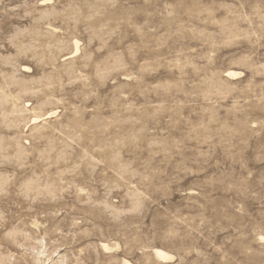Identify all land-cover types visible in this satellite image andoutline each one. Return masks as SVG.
Listing matches in <instances>:
<instances>
[{
	"label": "rangeland",
	"instance_id": "1",
	"mask_svg": "<svg viewBox=\"0 0 264 264\" xmlns=\"http://www.w3.org/2000/svg\"><path fill=\"white\" fill-rule=\"evenodd\" d=\"M0 86V264H264V0H0Z\"/></svg>",
	"mask_w": 264,
	"mask_h": 264
},
{
	"label": "bare ground",
	"instance_id": "2",
	"mask_svg": "<svg viewBox=\"0 0 264 264\" xmlns=\"http://www.w3.org/2000/svg\"><path fill=\"white\" fill-rule=\"evenodd\" d=\"M75 52H77L78 51V45H77V42L75 41ZM26 67V66H25ZM227 75H230V76H233V75H236V72L235 71H233V70H228L227 71ZM5 83V82H4ZM6 84H8V83H5V85ZM3 86V85H2ZM1 87V86H0ZM3 88V87H2ZM0 90H2L1 88H0ZM1 92V91H0ZM2 93H4L5 94V92H2ZM5 95H7V94H5ZM5 95H4V97H5ZM8 95H10V94H8ZM1 100H2V98H1ZM4 100V99H3ZM2 100V101H3ZM7 100V99H6ZM4 102V101H3ZM0 103H1V101H0ZM2 106H3V104H2ZM8 109V108H7ZM0 113H1V111H0ZM7 113H8V111H7ZM50 113H52V112H50ZM49 113V114H50ZM2 115V114H1ZM0 115V119H1V117H3V116H1ZM6 115V113L4 114V116ZM40 115V114H39ZM39 118V116L38 115H35L34 116V118H33V121L35 122L37 119ZM47 118V117H46ZM44 119V118H43ZM103 245V244H102ZM104 246V248L106 247V245L104 244L103 245ZM154 254L160 259V260H167V259H170L171 257H172V255L171 254H169L168 252H166V251H164L163 249H160V248H155L154 250ZM125 263L126 264H132V263H130L129 261H125Z\"/></svg>",
	"mask_w": 264,
	"mask_h": 264
}]
</instances>
